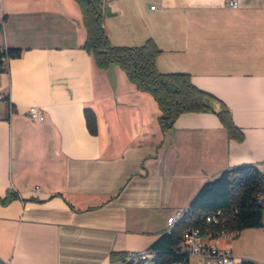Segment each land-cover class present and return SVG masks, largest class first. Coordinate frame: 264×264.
I'll return each mask as SVG.
<instances>
[{"label":"crops","instance_id":"1","mask_svg":"<svg viewBox=\"0 0 264 264\" xmlns=\"http://www.w3.org/2000/svg\"><path fill=\"white\" fill-rule=\"evenodd\" d=\"M229 1L103 0V26L113 45L151 39L157 71L187 73L223 102L240 142L209 112L182 113L161 131L154 99L81 48L73 0H0V47L21 49L0 72V196L21 198L0 204L2 262L121 264L110 253L146 250L222 170L254 164L264 182V0ZM217 244L264 264V210L262 227Z\"/></svg>","mask_w":264,"mask_h":264},{"label":"trees","instance_id":"2","mask_svg":"<svg viewBox=\"0 0 264 264\" xmlns=\"http://www.w3.org/2000/svg\"><path fill=\"white\" fill-rule=\"evenodd\" d=\"M80 11L81 22L85 30V39L81 46L93 59L94 65L106 70L112 65L118 66L133 83L137 90L148 93L156 102L159 115L157 124L161 131L173 128L177 117L185 112H209L216 115L227 136L238 142L243 134L233 123L229 108L214 96L196 88L187 73H160L155 59L161 50L151 39L138 46L113 45L103 26V0H73ZM20 48L0 47V72L6 69L5 62L17 58ZM83 114L87 131L96 135L97 126L93 112L84 108ZM21 199L17 192L6 191L0 196V204ZM23 201H37L35 198ZM232 212L220 231L238 232L245 228L263 226L264 182L263 175L254 164H241L222 170L215 178L205 182L191 198L187 211L153 241L147 250L153 252L151 264H176L186 262V255L178 249L182 233L190 227L202 230L208 228L205 216L217 210ZM213 230V229H212ZM127 252L110 253V261L121 264H135ZM0 264H6L0 260ZM136 264H143L139 261ZM241 264H254L243 261Z\"/></svg>","mask_w":264,"mask_h":264},{"label":"built area","instance_id":"3","mask_svg":"<svg viewBox=\"0 0 264 264\" xmlns=\"http://www.w3.org/2000/svg\"><path fill=\"white\" fill-rule=\"evenodd\" d=\"M228 5L235 7L236 2L231 0L228 2ZM154 7L153 4L150 5V9H154ZM26 115L35 122H42L44 120L42 111L36 107H29L26 110ZM184 211L186 209L175 214ZM231 213L230 211L219 209L205 216V224L208 228L202 230L198 227H190L184 230L178 249L186 255L187 260L186 262L176 264H241L243 261H248L236 259L229 247H220L217 244L218 238L226 236L233 237L238 233L237 230H233L228 231L225 236H218V226L224 225ZM172 216L166 220L167 227L172 220ZM150 254L151 251L146 249L137 253H129L128 257H132V261L135 264L139 263V257H146L147 264V258Z\"/></svg>","mask_w":264,"mask_h":264},{"label":"bare ground","instance_id":"4","mask_svg":"<svg viewBox=\"0 0 264 264\" xmlns=\"http://www.w3.org/2000/svg\"><path fill=\"white\" fill-rule=\"evenodd\" d=\"M186 211H187V210H186ZM186 211H184V212H186ZM184 212L179 213V214H175L174 216H172V220L170 221V225H169L167 231L170 230L172 224L175 223V222H176V221L182 216V214H183ZM215 212H216V211H215ZM171 223H172V224H171ZM225 234H227V232H225L224 230L218 232V236H225ZM153 257H154V254H153V252H151V254L148 255V258H147V264H150V262H151V260H152ZM139 261L143 262V264H146V257H139Z\"/></svg>","mask_w":264,"mask_h":264},{"label":"rangeland","instance_id":"5","mask_svg":"<svg viewBox=\"0 0 264 264\" xmlns=\"http://www.w3.org/2000/svg\"><path fill=\"white\" fill-rule=\"evenodd\" d=\"M171 224H172V223H171ZM173 224H174V223H173ZM173 224H172V225H173ZM168 225H170V224H168ZM151 263H152V262H150V264H151Z\"/></svg>","mask_w":264,"mask_h":264}]
</instances>
